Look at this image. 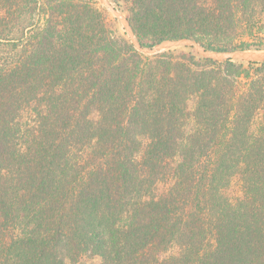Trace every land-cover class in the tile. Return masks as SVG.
Returning a JSON list of instances; mask_svg holds the SVG:
<instances>
[{
  "label": "trees",
  "instance_id": "16d2710c",
  "mask_svg": "<svg viewBox=\"0 0 264 264\" xmlns=\"http://www.w3.org/2000/svg\"><path fill=\"white\" fill-rule=\"evenodd\" d=\"M132 3L143 47L264 43V0ZM85 254L264 264V63L144 56L97 0H0V264Z\"/></svg>",
  "mask_w": 264,
  "mask_h": 264
},
{
  "label": "rangeland",
  "instance_id": "374dc122",
  "mask_svg": "<svg viewBox=\"0 0 264 264\" xmlns=\"http://www.w3.org/2000/svg\"><path fill=\"white\" fill-rule=\"evenodd\" d=\"M109 2L117 11H119L121 13V15L124 18H126L129 21V18L132 17V13H131V11L133 9L132 0H109ZM97 6L100 7L101 9H105V11L108 15V20H109V24H110L111 28L118 31L119 34H121L124 37H126L127 39H129V36H128L125 28L123 27V25L119 21V19L102 4L101 0H97ZM245 41L247 42V39ZM236 43H237V45H239L240 42H236ZM146 44L153 47L156 44H158V42H155L153 40H149V41H146ZM147 48H150V47H147ZM168 51H172V53H174L175 55H183V54L194 55L197 59L205 60L197 53V51L195 49H192V48L176 47V48H172L170 50L164 51V52H168ZM236 51H238V50H236ZM240 51H264V43L251 45L247 50H240ZM144 56H146V55H144ZM236 63H243L245 65V67L248 66V64H249V63H245V62H236ZM261 64H263V63H256L255 65L261 66ZM238 89L242 91L241 87H239ZM187 104H188V110L193 111V109L196 105V98L192 97L188 101ZM94 118H96V117H94ZM242 186H243V184H242L241 179L238 176V174L234 175L232 177L230 185L225 189V195L231 201H237V200L241 199L244 195ZM168 187L169 186L166 184H160L158 191L160 193H162ZM176 253L177 252L174 249L169 254L173 255ZM67 264H102V259L99 256L85 254V255L80 256V258L77 261L67 262Z\"/></svg>",
  "mask_w": 264,
  "mask_h": 264
},
{
  "label": "water",
  "instance_id": "95a60500",
  "mask_svg": "<svg viewBox=\"0 0 264 264\" xmlns=\"http://www.w3.org/2000/svg\"><path fill=\"white\" fill-rule=\"evenodd\" d=\"M102 4L111 11L121 22L125 28L134 48L141 54L146 56H155L176 47L192 48L206 61L216 64L226 62H245L249 64L264 63V51H213L208 50L193 39H169L156 44L153 47H143L137 40L135 33L129 23L119 11H117L109 2V0H101Z\"/></svg>",
  "mask_w": 264,
  "mask_h": 264
}]
</instances>
